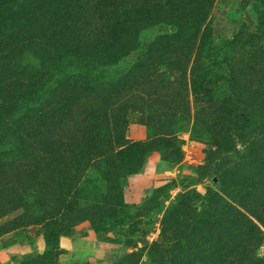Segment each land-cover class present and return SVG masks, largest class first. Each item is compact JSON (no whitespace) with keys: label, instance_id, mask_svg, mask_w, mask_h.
<instances>
[{"label":"trees","instance_id":"16d2710c","mask_svg":"<svg viewBox=\"0 0 264 264\" xmlns=\"http://www.w3.org/2000/svg\"><path fill=\"white\" fill-rule=\"evenodd\" d=\"M133 2L0 0V180L13 195L33 182L13 204L24 205L28 218L43 222L46 244L51 235L64 233L62 228L54 233L59 224L80 218L93 223L117 207L126 227L133 204L120 202L103 212L84 206L77 192L93 174L110 178L135 172L142 152L169 142L168 134H156L133 143L132 154L119 148L126 97L144 92L157 97L162 91L181 98L185 64L192 51V66L201 64L202 42L205 66L221 72L228 103L220 109L216 102H207L203 110L220 109L239 136L250 127L264 126V47L235 53V40L212 34L210 0H151L146 8ZM158 25L170 30L146 35ZM202 25L201 40L195 45L192 32ZM113 56V63L127 56L130 61L112 78L105 67ZM134 108L146 117L148 107L142 98ZM263 133L261 128V138ZM263 174L251 178L260 197L242 200L243 210L227 206L215 212L221 224H230L239 233L230 236L225 247L213 244V252L197 259V264H264L256 254L262 238L257 222L264 223ZM226 179L221 172L220 185ZM217 194L206 187V204ZM256 202L259 205L254 206ZM131 213L133 217L135 212ZM92 228L107 230L95 223Z\"/></svg>","mask_w":264,"mask_h":264},{"label":"rangeland","instance_id":"374dc122","mask_svg":"<svg viewBox=\"0 0 264 264\" xmlns=\"http://www.w3.org/2000/svg\"><path fill=\"white\" fill-rule=\"evenodd\" d=\"M150 1L134 0L133 4L146 8ZM210 2L212 34L235 40V53L241 48L254 51L264 47V0ZM203 28L192 32L195 45L201 40ZM166 30H170L168 25H158L148 29L146 35ZM203 45L201 64L192 66L194 51L185 64L181 98L173 99L162 91L157 97L145 92L126 97L119 122V148L132 154L133 143L156 134H168L169 142L142 152L133 167L135 172L110 178L93 174L82 181L77 192V200L84 206L103 212L120 202L133 204L126 215V227L117 207L93 222L107 230L95 231L91 221L80 218L70 225L56 226L54 233L59 228L64 233L51 235L46 244L43 222L28 218L24 205L13 204L14 198L33 182H26L23 190L13 195L0 180V264H197V259L213 252V244L225 247L230 236L239 233L230 224H221L215 212L227 206L243 210L242 200L261 196L251 178L264 173V137L259 135L264 126L250 127L239 136L228 124V117L219 114L228 104L227 88L219 69L205 66ZM115 58L110 57L105 67L112 78L123 73L130 61L127 56L113 63ZM138 98L148 107L146 117L134 108ZM213 101L219 105L217 113L203 110ZM113 136L110 134L109 139ZM221 172L227 176V183L220 185ZM206 187L218 193L209 205L204 197ZM131 211L135 212L133 217ZM261 221L257 222L262 238L256 254L264 262Z\"/></svg>","mask_w":264,"mask_h":264}]
</instances>
